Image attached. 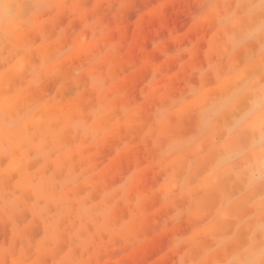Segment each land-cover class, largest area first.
<instances>
[{
    "label": "clouds",
    "instance_id": "1",
    "mask_svg": "<svg viewBox=\"0 0 264 264\" xmlns=\"http://www.w3.org/2000/svg\"><path fill=\"white\" fill-rule=\"evenodd\" d=\"M61 8L62 0H0V154L19 150L0 169V211L20 189L17 200L50 201L70 223H108L126 210L131 228L158 198L180 264H264V0H204L194 25L207 27L205 46L189 50L193 62L163 91L155 81L123 87L102 55L62 33L50 39ZM53 120L97 152L114 145L110 164L128 161L101 199L93 200L98 173L87 174L91 154L80 171L7 186L27 157L30 126ZM141 151L173 166L154 188Z\"/></svg>",
    "mask_w": 264,
    "mask_h": 264
},
{
    "label": "rangeland",
    "instance_id": "2",
    "mask_svg": "<svg viewBox=\"0 0 264 264\" xmlns=\"http://www.w3.org/2000/svg\"><path fill=\"white\" fill-rule=\"evenodd\" d=\"M203 3L204 0H62L59 17L50 27V39L62 33L64 41L75 43L82 51L102 55L105 71L111 70L123 87L134 89L138 84L155 81L163 91L193 62L189 50L200 51L205 46L207 27L194 25ZM36 42H40L39 37ZM56 98L60 107L69 102L66 94ZM32 127L24 148L42 139L44 147L27 151L18 176L11 174L8 187L22 176L31 175L35 183L41 176L59 178L69 167L80 171L91 154L95 168L87 174L98 173L99 183L93 192V200H98L127 167L128 161L109 163L114 145L97 152L86 146L80 134L64 130L61 121L57 128L51 122L46 136L39 140L30 134ZM57 132L67 133L63 143L56 141ZM16 155L6 147L0 154V169ZM137 155L145 168L148 187L158 186L173 170V166L151 153L141 151ZM19 195L20 189L14 196L6 195L7 204L0 211V264H180L183 248L172 250L173 234L162 231L163 212L158 198L147 206L145 219L132 222L130 228L126 210L108 223H103V217H85L70 223L52 202L35 195L17 200Z\"/></svg>",
    "mask_w": 264,
    "mask_h": 264
},
{
    "label": "bare ground",
    "instance_id": "3",
    "mask_svg": "<svg viewBox=\"0 0 264 264\" xmlns=\"http://www.w3.org/2000/svg\"><path fill=\"white\" fill-rule=\"evenodd\" d=\"M81 38V37H80ZM77 40V39H76ZM79 40V39H78ZM77 42V41H76ZM78 43V42H77ZM82 43H84V42H82ZM88 44H90V42L88 43ZM94 44V43H93ZM92 44V45H93ZM87 47H88V45H87ZM84 48V47H83ZM86 48V47H85ZM87 49V48H86ZM15 82V81H14ZM18 82V81H17ZM17 84V83H16ZM18 84H19V82H18ZM66 103V102H65ZM69 103V102H68ZM67 103V104H68ZM63 104V103H62ZM57 121L58 120H53L52 121V123H53V127L54 128H57V126L59 125V123H60V121L57 123ZM33 128V130L30 132V134H32L33 135V137H35V139L36 140H39V139H41V138H43V137H45L46 136V127L45 126H43V125H40L38 128L37 127H35V126H33L32 127ZM55 130V129H54ZM58 133V132H57ZM67 135V133L65 134L64 132H59L58 134H57V138H56V141L57 142H62L63 143V141H65L66 140V136ZM50 141H51V139H49ZM40 142V141H39ZM55 142V140H53V141H51V143H54ZM24 147V146H23ZM43 147H44V145H43ZM31 148V147H30ZM30 148H28V150L30 149ZM31 149H35V147H32ZM31 152V151H30ZM16 156H19V150H16ZM24 161H25V159L23 160V163H24ZM38 162V161H37ZM36 162V163H37ZM12 163H14V159H12L11 160V162L4 168V169H6V168H9L10 167V165L12 164ZM36 163H34V164H36ZM33 165V164H32ZM21 166H22V163H21ZM21 166H20V168H19V171H20V169H21ZM19 171H13L12 173H16L17 174V176H18V172ZM11 173V174H12ZM30 174V173H29ZM5 177H6V180H8V178H7V174H5ZM36 177V176H35ZM35 179V178H34ZM18 180V179H17ZM64 222V221H63ZM76 227V226H75ZM71 230H73V229H71ZM97 239V238H96ZM51 257H54V256H51Z\"/></svg>",
    "mask_w": 264,
    "mask_h": 264
}]
</instances>
